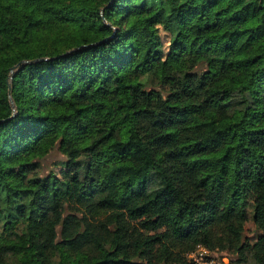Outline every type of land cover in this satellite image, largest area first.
Here are the masks:
<instances>
[{
  "label": "trees",
  "instance_id": "obj_1",
  "mask_svg": "<svg viewBox=\"0 0 264 264\" xmlns=\"http://www.w3.org/2000/svg\"><path fill=\"white\" fill-rule=\"evenodd\" d=\"M263 55L264 0H0V264H264Z\"/></svg>",
  "mask_w": 264,
  "mask_h": 264
},
{
  "label": "rangeland",
  "instance_id": "obj_2",
  "mask_svg": "<svg viewBox=\"0 0 264 264\" xmlns=\"http://www.w3.org/2000/svg\"><path fill=\"white\" fill-rule=\"evenodd\" d=\"M163 48L168 49L169 41L172 39V34L166 29L161 30ZM264 61V55L261 57L260 62ZM63 167L62 164H58L55 169L60 172ZM164 185V179L161 176H157L154 179L150 187V191L155 193L159 188ZM2 226V224H0ZM245 233L251 242H254L259 236V230L252 219V212H249V216L246 219ZM228 251H220L214 249H208L204 246L198 247L196 251L189 254V258L193 261V264H228L231 260ZM236 264V263H235Z\"/></svg>",
  "mask_w": 264,
  "mask_h": 264
},
{
  "label": "water",
  "instance_id": "obj_3",
  "mask_svg": "<svg viewBox=\"0 0 264 264\" xmlns=\"http://www.w3.org/2000/svg\"><path fill=\"white\" fill-rule=\"evenodd\" d=\"M14 71H15V66L12 67V75L14 74ZM12 75H11L10 78H9L10 91H11V85H12V84H11ZM12 103H13V105H14L13 100H12Z\"/></svg>",
  "mask_w": 264,
  "mask_h": 264
},
{
  "label": "built area",
  "instance_id": "obj_4",
  "mask_svg": "<svg viewBox=\"0 0 264 264\" xmlns=\"http://www.w3.org/2000/svg\"><path fill=\"white\" fill-rule=\"evenodd\" d=\"M193 253V252H192Z\"/></svg>",
  "mask_w": 264,
  "mask_h": 264
}]
</instances>
